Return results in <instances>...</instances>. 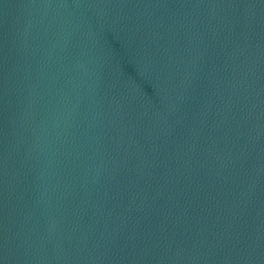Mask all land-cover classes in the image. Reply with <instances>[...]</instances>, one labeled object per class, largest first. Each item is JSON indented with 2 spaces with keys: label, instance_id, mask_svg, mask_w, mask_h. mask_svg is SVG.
<instances>
[{
  "label": "water",
  "instance_id": "water-1",
  "mask_svg": "<svg viewBox=\"0 0 264 264\" xmlns=\"http://www.w3.org/2000/svg\"><path fill=\"white\" fill-rule=\"evenodd\" d=\"M0 264H264V0H0Z\"/></svg>",
  "mask_w": 264,
  "mask_h": 264
}]
</instances>
